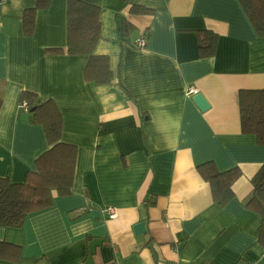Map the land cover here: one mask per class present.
<instances>
[{
	"label": "crops",
	"instance_id": "0c3cea01",
	"mask_svg": "<svg viewBox=\"0 0 264 264\" xmlns=\"http://www.w3.org/2000/svg\"><path fill=\"white\" fill-rule=\"evenodd\" d=\"M37 1L0 6V178L22 183L50 149L20 107L25 91L59 108L62 140L78 150L75 176L70 196L54 192L53 206L21 229L0 227V243L22 245V259L0 264H264L261 218L245 205L264 146L243 133L239 103L242 90L264 89V37L240 2L86 0L101 9L95 53L113 74L94 84L84 78L88 57L67 52L68 0H49L24 33V12ZM132 5L151 14H132ZM119 17L134 25L126 41ZM201 31L219 38L210 57L199 56ZM207 163L241 172L224 206L200 174Z\"/></svg>",
	"mask_w": 264,
	"mask_h": 264
},
{
	"label": "trees",
	"instance_id": "16d2710c",
	"mask_svg": "<svg viewBox=\"0 0 264 264\" xmlns=\"http://www.w3.org/2000/svg\"><path fill=\"white\" fill-rule=\"evenodd\" d=\"M248 15L259 37H264V0H238ZM49 0H38L34 8L26 9L23 29L31 36L35 28L36 12L45 9ZM132 14H151V10L137 5L130 8ZM101 9L86 0L67 2V52L88 57L84 78L94 84H108L112 80L109 59L95 53L101 33ZM119 29L126 41L134 25L126 18L119 17ZM218 36L210 31L197 33L200 58L214 55ZM61 53V48L48 50ZM38 96L25 91L21 102H26V119L33 125L43 127L50 149L36 162V170L29 171L22 183H13L9 178H0V227L21 229L28 215L49 209L54 204V192L58 197L72 194L77 147L62 140L63 118L54 101L38 103ZM242 131L255 135L264 146V89L242 90L239 93ZM3 99L0 97V109ZM200 174L213 189L214 200L224 206L232 197V186L241 176L239 169L220 173L213 163L200 167ZM253 192L245 205L261 218L259 243L264 246V164L252 180ZM22 259V245L0 243V260L18 262Z\"/></svg>",
	"mask_w": 264,
	"mask_h": 264
},
{
	"label": "built area",
	"instance_id": "2783aa9c",
	"mask_svg": "<svg viewBox=\"0 0 264 264\" xmlns=\"http://www.w3.org/2000/svg\"><path fill=\"white\" fill-rule=\"evenodd\" d=\"M4 3V0H0V6ZM137 47H144L146 45V38L141 36L139 39H137L134 43ZM188 94L196 96L198 94V90L194 88H190L188 90ZM25 108H27L26 104L24 103L22 105ZM106 215L110 219H115L118 216V211L115 207H108L105 211Z\"/></svg>",
	"mask_w": 264,
	"mask_h": 264
},
{
	"label": "water",
	"instance_id": "95a60500",
	"mask_svg": "<svg viewBox=\"0 0 264 264\" xmlns=\"http://www.w3.org/2000/svg\"><path fill=\"white\" fill-rule=\"evenodd\" d=\"M194 101L200 107L201 110L205 111L208 109V103L206 102V100L204 99L202 95L197 94L194 98ZM143 231H144L143 224L138 225L135 229L136 234H142L144 233Z\"/></svg>",
	"mask_w": 264,
	"mask_h": 264
},
{
	"label": "bare ground",
	"instance_id": "6f19581e",
	"mask_svg": "<svg viewBox=\"0 0 264 264\" xmlns=\"http://www.w3.org/2000/svg\"><path fill=\"white\" fill-rule=\"evenodd\" d=\"M143 37L146 38V44H147V37H146V35H143ZM145 46H146V45H145ZM145 46H144V47H145ZM140 48H143V47H140ZM194 97H195V96H194ZM20 103H21V104H20V107H21V109L24 111V113L27 112V110H28V105H27V103H26V102H20ZM24 103H25L26 106H27V108H25V109H24V107L22 106Z\"/></svg>",
	"mask_w": 264,
	"mask_h": 264
}]
</instances>
